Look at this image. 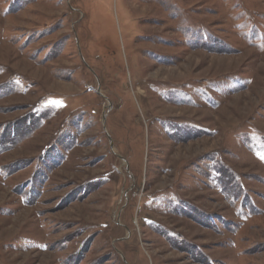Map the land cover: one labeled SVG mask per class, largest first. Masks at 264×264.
Segmentation results:
<instances>
[{
	"label": "rangeland",
	"instance_id": "1",
	"mask_svg": "<svg viewBox=\"0 0 264 264\" xmlns=\"http://www.w3.org/2000/svg\"><path fill=\"white\" fill-rule=\"evenodd\" d=\"M0 264H264V0H0Z\"/></svg>",
	"mask_w": 264,
	"mask_h": 264
}]
</instances>
